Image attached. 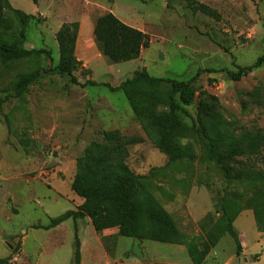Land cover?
Here are the masks:
<instances>
[{
	"label": "rangeland",
	"instance_id": "obj_1",
	"mask_svg": "<svg viewBox=\"0 0 264 264\" xmlns=\"http://www.w3.org/2000/svg\"><path fill=\"white\" fill-rule=\"evenodd\" d=\"M197 1L214 8L219 17L194 12L186 0H10L33 16L24 47L44 51L15 61L0 58V259L10 257V264H73L77 233L85 241L83 264H193L184 245L119 236L118 228H110L116 233L102 240L104 253L93 224L85 219L79 225L69 218L45 227L83 202L71 184L85 148L118 132L112 145H125L126 163L141 177L139 182L201 247L207 243L201 221L221 202L236 201L251 210L234 223L249 243L246 247L244 242L242 255L226 233L210 247L204 264H264V231L258 232L252 213L260 209L264 218V182L227 180L207 157L211 129L196 127L187 116L173 135L184 157L170 164L158 145L156 118L163 107L135 109L122 90L105 85L118 86L136 70L187 80L200 69L198 93L218 96L221 113L237 132L254 127L264 131V101H259L264 64L239 81L228 75L264 53V0ZM106 12L148 34L150 43L140 58L110 63L98 53L91 29ZM6 16L12 30L19 28L9 9ZM75 21L83 30L76 51L81 64L73 82L72 76L49 68L59 58L57 31ZM38 66L48 71L23 97H16L13 82ZM197 104L195 98L187 106L192 117Z\"/></svg>",
	"mask_w": 264,
	"mask_h": 264
},
{
	"label": "trees",
	"instance_id": "obj_2",
	"mask_svg": "<svg viewBox=\"0 0 264 264\" xmlns=\"http://www.w3.org/2000/svg\"><path fill=\"white\" fill-rule=\"evenodd\" d=\"M37 1V0H34ZM194 12L200 11L208 16L219 17L211 6L197 0H186ZM9 9L18 21L19 28L12 30L6 16ZM31 14L15 8L10 0H0V58L15 61L38 55L44 50L24 47ZM80 30L78 21L64 23L57 31L59 58L54 67L59 74L72 76L77 81L75 71L81 64L76 55V46ZM94 41L103 56L110 63H121L140 58L142 49L148 47L150 39L147 33L133 27L112 12L99 16L94 24ZM264 64V53L253 64L237 66V70L228 71L232 80L239 81L254 69ZM43 71L38 66L19 75L13 82L14 95L23 97L29 86ZM202 70L187 80L155 76L149 71L136 70L133 75L111 90H122L128 102L136 109L145 106L149 109L163 107L157 116L160 128L158 145L169 156L173 164L184 157L182 148L175 146L173 135L181 123V117L193 118L196 127L205 131L211 129L214 137L207 143V157L221 170L227 180H235L253 185L264 182V131L260 127L243 129L237 132L233 124L221 113L218 96L198 93L195 84ZM90 84L97 85L91 81ZM257 95L254 101H258ZM198 98L197 113L192 117L187 106ZM264 101V95L259 101ZM4 99L0 98V104ZM104 143L94 142L85 148L84 154L77 159V171L72 180V190L83 199L77 209H70L50 219L47 229L55 227L65 220L89 217L95 231L102 236L105 229L118 228L119 236L140 240H153L164 243L184 245L193 264L206 261L210 247L216 246L223 235L230 234L235 243L237 254L242 253L241 235L235 228V221L242 208L236 201H223L219 204L217 218L209 211L201 221L207 243L201 247L193 237L183 232L175 223L172 215L161 202L139 182L126 163L127 148L123 143L117 146V133H108ZM250 210V209H248ZM253 212V211H252ZM257 230L264 231V218L260 209L253 212ZM81 241L76 233L73 264H81ZM10 257L0 259V264H10Z\"/></svg>",
	"mask_w": 264,
	"mask_h": 264
},
{
	"label": "crops",
	"instance_id": "obj_3",
	"mask_svg": "<svg viewBox=\"0 0 264 264\" xmlns=\"http://www.w3.org/2000/svg\"><path fill=\"white\" fill-rule=\"evenodd\" d=\"M123 21V20H122ZM123 22H125V23H127L126 21H123ZM130 25V24H129ZM131 26H133V25H131ZM133 27H135V26H133ZM93 28V27H92ZM94 29V28H93ZM82 30H83V26H80V30H79V35H78V40H77V44L79 43V41H80V39H82ZM91 31H93L92 29H91ZM91 37H92V41H93V43H94V45L96 46V44H95V41H94V33H91ZM77 46H76V51H77ZM96 49H97V51H98V53L102 56V57H104V59L106 58L105 56H103L102 54H101V52L99 51V49L97 48V46H96ZM86 57H88V55H86ZM248 210V209H247ZM247 210H243L240 214H239V216L238 217H245V215H246V211ZM251 211V210H250ZM253 213V212H252ZM254 216V215H253ZM237 217V218H238ZM82 219H85L86 221H87V224H89L90 222H91V220L89 219V217L87 218V217H84V218H79V219H77L76 221H77V224L79 225V222L82 220ZM237 220V219H236ZM236 222V221H235ZM92 223V222H91ZM257 227V226H256ZM239 233H240V235H241V242H242V246L244 247V239H243V233H241L240 231H238ZM259 232V231H258ZM116 232H111V230L110 229H105L104 231H103V233H102V236H108V235H113V234H115ZM99 236L98 237H100V244H101V247H103V249H104V253H106V249H105V246H104V244H103V242H102V237H101V235L100 234H98ZM80 241H81V254H82V259H81V264H83V253H84V246H85V241L83 240V239H80ZM246 243V247H248L249 246V243L248 242H245ZM244 253H243V255H247V251H248V248H244ZM107 255V254H106ZM242 255V254H241ZM111 259V258H110ZM206 262V261H205ZM111 263H113V262H108V264H111ZM204 264V263H203Z\"/></svg>",
	"mask_w": 264,
	"mask_h": 264
}]
</instances>
